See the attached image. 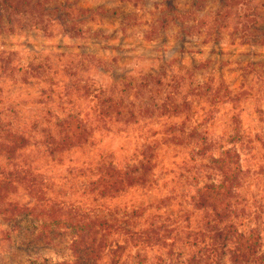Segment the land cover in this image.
<instances>
[{
  "label": "rangeland",
  "instance_id": "rangeland-1",
  "mask_svg": "<svg viewBox=\"0 0 264 264\" xmlns=\"http://www.w3.org/2000/svg\"><path fill=\"white\" fill-rule=\"evenodd\" d=\"M67 1L77 8H99L92 17L90 12L84 15L85 20L73 30L81 29L84 33L80 35L73 31L69 35L63 22L52 24L47 31L35 28L29 22L31 16L24 17L27 23L13 18L12 26L2 23L0 128L12 129L29 139L22 161L31 164L38 176H44L47 195L64 202L67 208L71 205L87 211L103 205L119 213L138 207L145 209L144 216H163V221L170 214H181L183 208L188 209L185 192L190 185L181 170L169 168L161 160L156 183L150 188L130 189L113 200L102 201L94 200L87 190L100 160H112L120 166L134 160L144 133L151 135L168 122L159 117L163 110L153 120L127 127L138 131L136 138L120 136L118 125L99 128L90 144L54 159L38 144L39 131L52 126L57 114L76 110L84 115L89 111L78 91L81 82L91 79L105 88L107 95L119 97L122 82L133 78L139 84L147 74L152 78L143 93L157 103L165 100L174 76L216 82L221 77L228 88L245 92L235 111L229 106L216 111L202 101L193 102L196 125L207 127L216 136L235 124L246 133L264 127V79L246 76L241 69L250 60L264 61V43H249L246 38L249 33L254 38L257 32L264 34V0H239L247 7H235L238 0H231V15L223 22L224 0ZM169 3L181 15L183 26L158 22L174 12ZM232 114L238 122L230 118ZM171 150L170 156L178 164L177 149ZM0 166L11 168L1 158ZM16 188L6 199L33 207L32 196ZM172 191L176 192L171 195ZM165 197L170 199L165 201ZM50 229L31 218L8 221L0 213V264L71 263L70 235L60 232L53 236ZM165 253L163 248L145 253L146 264H159Z\"/></svg>",
  "mask_w": 264,
  "mask_h": 264
},
{
  "label": "trees",
  "instance_id": "trees-1",
  "mask_svg": "<svg viewBox=\"0 0 264 264\" xmlns=\"http://www.w3.org/2000/svg\"><path fill=\"white\" fill-rule=\"evenodd\" d=\"M231 3L224 0L222 22L231 15ZM169 5L174 12L158 22L183 26L181 15ZM237 5L247 7L239 0ZM98 11L77 8L67 0H0V33L3 22L12 26L13 18L27 23L24 17L31 16L29 22L35 28L47 31L52 24L63 22L72 35L71 31L85 20L84 15L90 12L93 16ZM73 33L84 32L78 28ZM256 35L254 38L249 33L247 41L264 43V34ZM241 69L246 76L264 79V61L250 60ZM186 73L192 76L190 70ZM151 78L147 74L139 84L133 78L122 82L119 97L107 95L106 89L91 79L81 82L78 91L89 111L84 115L76 110L57 114L52 126L39 131L38 144L54 159L90 144L99 128L118 125L120 136L136 138L138 131L127 127L153 120L163 110L159 117L168 122L151 135L144 133L134 160L122 166L100 160L87 190L94 200L102 201L113 200L130 189L150 188L156 183L161 160L165 166L181 170L190 185L185 192L188 209L183 208L179 215L167 214L163 221V216H144L145 209L138 207L119 213L103 205L87 211L71 205L67 208L64 202L47 195L44 176H38L31 164L22 161L29 139L0 128V158L11 164L9 169L0 166V213L8 221L35 219L42 228H51L53 236L68 233L73 261L64 264H146L145 253L154 248L166 251L159 264H264V127L246 133L235 124L232 129L221 130L219 137L196 125L191 111L195 101L216 111L228 106L235 111L246 93L228 88L221 77L219 82L196 81L193 76L182 75L172 78L165 100L157 103L142 90ZM230 118L238 122L233 114ZM171 147L177 149L178 164L170 156ZM17 186L32 196L33 207L6 199Z\"/></svg>",
  "mask_w": 264,
  "mask_h": 264
}]
</instances>
